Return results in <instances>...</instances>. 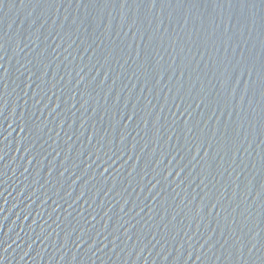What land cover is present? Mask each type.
<instances>
[{"label":"water","instance_id":"water-1","mask_svg":"<svg viewBox=\"0 0 264 264\" xmlns=\"http://www.w3.org/2000/svg\"><path fill=\"white\" fill-rule=\"evenodd\" d=\"M0 264H264V0H0Z\"/></svg>","mask_w":264,"mask_h":264}]
</instances>
